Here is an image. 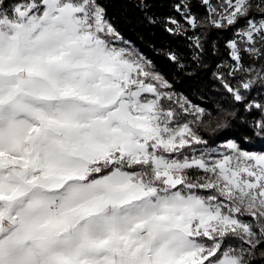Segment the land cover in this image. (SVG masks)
Segmentation results:
<instances>
[{
	"label": "snow or ice",
	"instance_id": "1",
	"mask_svg": "<svg viewBox=\"0 0 264 264\" xmlns=\"http://www.w3.org/2000/svg\"><path fill=\"white\" fill-rule=\"evenodd\" d=\"M156 2L137 0L190 49L170 61L208 70L227 108L122 47L102 0H0V264L264 262L247 147L264 142V0Z\"/></svg>",
	"mask_w": 264,
	"mask_h": 264
},
{
	"label": "trees",
	"instance_id": "2",
	"mask_svg": "<svg viewBox=\"0 0 264 264\" xmlns=\"http://www.w3.org/2000/svg\"><path fill=\"white\" fill-rule=\"evenodd\" d=\"M102 3L106 8L107 17L122 38L133 44L151 61L155 68L173 84L176 93L190 96L200 106L213 112L217 105L227 108L225 97L218 94L208 70L188 65L186 70L181 71L168 58L171 50L181 56V63H184L183 57L188 55L190 49L186 47L183 37L168 34L159 22L152 23L151 16L145 15L138 7L137 0H102ZM169 8L168 0H157L153 12L157 16H163L168 14ZM208 35L210 45L219 42L220 51L223 52V36L215 32H210ZM211 60L212 58L209 57V62ZM204 134L206 138H212L215 143L224 141L219 132L215 136L207 131ZM247 147L264 149V142L252 140Z\"/></svg>",
	"mask_w": 264,
	"mask_h": 264
},
{
	"label": "rangeland",
	"instance_id": "3",
	"mask_svg": "<svg viewBox=\"0 0 264 264\" xmlns=\"http://www.w3.org/2000/svg\"><path fill=\"white\" fill-rule=\"evenodd\" d=\"M108 18V17H107ZM108 20L111 22V20L108 18ZM112 23V22H111ZM113 24V23H112ZM123 41H125L126 43H124V44H122L121 46L122 47H127V48H129V49H131V50H133L134 52H136V53H139L141 56H143L145 59H147L148 61H149V59L138 49V48H136L133 44H131L129 41H127V40H125V39H123ZM151 62V61H150ZM153 65V64H152ZM153 69H154V71L156 72V73H158V74H160L161 76H163V74H161L160 72H159V70L158 69H156L155 68V66L153 65ZM164 77V76H163ZM165 78V77H164ZM177 94H179V93H177ZM180 95H183V94H180ZM210 111V110H209ZM205 131H202V135H204L205 136ZM206 138V137H205ZM226 141L224 140V141H221V142H219V143H216V144H220V143H225ZM250 150H253V151H258V152H264V149H255V148H253V149H250Z\"/></svg>",
	"mask_w": 264,
	"mask_h": 264
}]
</instances>
